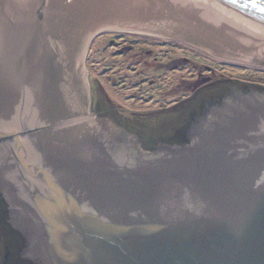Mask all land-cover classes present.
Wrapping results in <instances>:
<instances>
[{"label":"water","instance_id":"1","mask_svg":"<svg viewBox=\"0 0 264 264\" xmlns=\"http://www.w3.org/2000/svg\"><path fill=\"white\" fill-rule=\"evenodd\" d=\"M103 33L264 68V0H0V139L15 140L1 166L42 213L43 252L52 264H264V91L233 85L189 146L129 166L106 152L104 127L157 143L98 102L84 59Z\"/></svg>","mask_w":264,"mask_h":264},{"label":"rangeland","instance_id":"2","mask_svg":"<svg viewBox=\"0 0 264 264\" xmlns=\"http://www.w3.org/2000/svg\"><path fill=\"white\" fill-rule=\"evenodd\" d=\"M84 68L104 111L114 113L128 131L162 144L172 143L176 131L184 132L200 113L199 105L216 93L242 84L264 89V68L219 61L147 35L97 36ZM189 114L195 116L189 119Z\"/></svg>","mask_w":264,"mask_h":264},{"label":"flooded vegetation","instance_id":"3","mask_svg":"<svg viewBox=\"0 0 264 264\" xmlns=\"http://www.w3.org/2000/svg\"><path fill=\"white\" fill-rule=\"evenodd\" d=\"M246 89L249 88L246 87ZM258 91L261 92L264 89L261 88ZM225 92L224 94L221 92L211 101H203L199 105L201 114L198 117L189 114V119L194 118L188 123L186 133H183L182 130L176 131L174 135L176 138L173 139L172 143H157L156 145L145 147L142 142L137 141L136 138L126 133V131H121V129L110 130L105 129V127L100 131V134H97V137L100 138L99 141L102 142L108 154L124 159L123 162L128 163L127 165L129 166H133L136 162L142 163L143 161L154 159V157L164 156V152H161L163 149L171 147L183 148L190 145L194 132L201 129L202 120L207 119L209 113L214 110L211 107L220 103L222 98L229 93L228 88ZM185 116L187 117V115ZM185 116L183 120H185ZM34 132L28 131L24 136L34 134ZM9 140L13 146L15 140L12 137L0 139V144H5ZM13 155V152L10 153L6 150V146L0 147V162L1 159L4 160V158L6 159L8 156ZM15 162L17 164L16 172L19 174L21 166L16 158ZM1 165L2 162L0 163V248L3 253L2 259L5 261H3L4 264H52L53 261H56V255L54 256V253L48 250L43 252L40 244H38V241L41 243V240H43L42 213L40 214L35 209L32 210L31 207L30 209L26 208V205H24L25 200L19 198L17 193L12 192L14 188L12 189L5 182V175ZM72 183H75L74 179H66L63 185L64 187H70L69 185H72ZM5 226L7 230L1 231ZM17 236H20L21 241L17 239ZM41 245L43 244L41 243Z\"/></svg>","mask_w":264,"mask_h":264},{"label":"crops","instance_id":"4","mask_svg":"<svg viewBox=\"0 0 264 264\" xmlns=\"http://www.w3.org/2000/svg\"><path fill=\"white\" fill-rule=\"evenodd\" d=\"M4 260L2 259V255H1V253H0V264H4V262H3Z\"/></svg>","mask_w":264,"mask_h":264}]
</instances>
